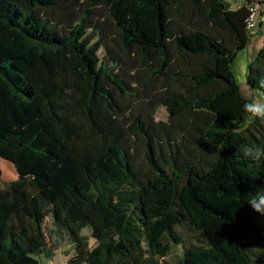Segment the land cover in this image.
I'll use <instances>...</instances> for the list:
<instances>
[{"label":"trees","instance_id":"1","mask_svg":"<svg viewBox=\"0 0 264 264\" xmlns=\"http://www.w3.org/2000/svg\"><path fill=\"white\" fill-rule=\"evenodd\" d=\"M255 3L0 0V162L18 174H0V264H42L67 241L68 264H163L178 246L181 264H264L247 203L264 161L242 153L264 148V120L243 111L264 102V45L250 97L234 72Z\"/></svg>","mask_w":264,"mask_h":264},{"label":"rangeland","instance_id":"2","mask_svg":"<svg viewBox=\"0 0 264 264\" xmlns=\"http://www.w3.org/2000/svg\"><path fill=\"white\" fill-rule=\"evenodd\" d=\"M102 36L104 38L105 44H109L111 47H114V45L112 44V39L114 37L113 28L112 26H110V24H107L106 30L102 32ZM252 51H253V46H251V48L249 49V53ZM105 55H106L105 48H101L99 52L100 59L103 60ZM246 56L247 54H243L239 56L238 62L235 63L234 65V72H235L237 82L241 85L242 94L244 96H249L248 93L250 92L248 91V88L246 86V80H245V76L243 73V69H241V64L244 63L243 61ZM255 101H260V100L257 99V97H255L254 102ZM146 111L147 109L143 101H140L139 103H136L133 105L132 112L146 113ZM154 117L156 121H166L167 120L166 109L164 107L158 108L154 113ZM13 168L14 170H16L15 167ZM0 174H1L2 180L6 182H12L18 179L17 172L15 174H12L11 170L8 169L1 162H0ZM258 224H259L260 230L262 231V234H261V243L260 245H257L256 251L261 256V258L264 260V217H260L258 219ZM99 231L100 229L96 225L92 226L89 229H84L82 231V235L88 238V243L91 248L95 247L97 244L94 237L99 234ZM176 231L182 237L186 246L189 247V246L196 244V242L192 238L193 234L191 232L187 231L186 229L182 227L176 228ZM182 255H183V246H178L173 249L172 254L165 261L161 260L160 262L163 264H181ZM74 257H75L74 247L73 245H71L70 242L67 241L63 244V246L61 247V249H59V251L55 252L54 256L51 259H46L42 256H40L38 259L40 260L42 264H68L70 259ZM79 259L81 261V264H94L90 260L88 255H84L80 257Z\"/></svg>","mask_w":264,"mask_h":264},{"label":"clouds","instance_id":"3","mask_svg":"<svg viewBox=\"0 0 264 264\" xmlns=\"http://www.w3.org/2000/svg\"><path fill=\"white\" fill-rule=\"evenodd\" d=\"M260 87L264 88V79L258 81ZM243 111L252 118L264 120V102H248L243 105ZM243 156L250 158L254 162L264 161V148L256 145L244 146L242 149ZM249 207L253 212L264 217V191H258L247 200Z\"/></svg>","mask_w":264,"mask_h":264},{"label":"crops","instance_id":"4","mask_svg":"<svg viewBox=\"0 0 264 264\" xmlns=\"http://www.w3.org/2000/svg\"><path fill=\"white\" fill-rule=\"evenodd\" d=\"M244 1L245 0H230L231 9L232 10L237 9L240 5H242V3H244ZM263 45H264V17L260 21L259 28H258L257 32L252 35V38H251L250 43L247 46V48L239 54V56L243 55V54H247V56L245 57V59L243 61L244 63L241 64V69H243L245 80H246V73H247L248 64L258 56ZM251 46H253V51L249 53V49L251 48ZM239 56L237 58L236 63L239 60ZM248 94H249V96H251L250 93H248ZM249 96H246V97H249Z\"/></svg>","mask_w":264,"mask_h":264},{"label":"built area","instance_id":"5","mask_svg":"<svg viewBox=\"0 0 264 264\" xmlns=\"http://www.w3.org/2000/svg\"><path fill=\"white\" fill-rule=\"evenodd\" d=\"M264 17V0H260V3L252 4L249 7V18L247 20V28L255 34L259 28L261 19Z\"/></svg>","mask_w":264,"mask_h":264}]
</instances>
